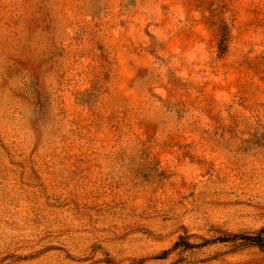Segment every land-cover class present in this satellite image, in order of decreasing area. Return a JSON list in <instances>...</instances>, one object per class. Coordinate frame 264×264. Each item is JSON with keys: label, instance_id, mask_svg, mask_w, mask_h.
<instances>
[{"label": "rangeland", "instance_id": "rangeland-1", "mask_svg": "<svg viewBox=\"0 0 264 264\" xmlns=\"http://www.w3.org/2000/svg\"><path fill=\"white\" fill-rule=\"evenodd\" d=\"M0 264H264V0H0Z\"/></svg>", "mask_w": 264, "mask_h": 264}]
</instances>
